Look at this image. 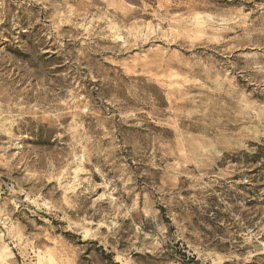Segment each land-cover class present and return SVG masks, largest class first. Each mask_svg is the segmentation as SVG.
<instances>
[{
  "label": "rangeland",
  "instance_id": "rangeland-1",
  "mask_svg": "<svg viewBox=\"0 0 264 264\" xmlns=\"http://www.w3.org/2000/svg\"><path fill=\"white\" fill-rule=\"evenodd\" d=\"M0 264H264V0H0Z\"/></svg>",
  "mask_w": 264,
  "mask_h": 264
}]
</instances>
